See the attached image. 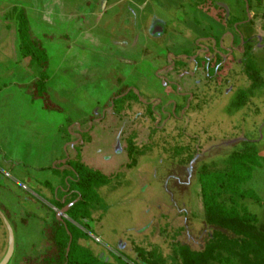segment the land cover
I'll return each mask as SVG.
<instances>
[{
  "label": "rangeland",
  "instance_id": "1",
  "mask_svg": "<svg viewBox=\"0 0 264 264\" xmlns=\"http://www.w3.org/2000/svg\"><path fill=\"white\" fill-rule=\"evenodd\" d=\"M149 1L146 8L132 9L127 23H122L123 4L99 21L97 14L87 18L81 40L72 39L71 27L66 40L55 34L61 38L46 48L34 39L47 57L38 70L50 73V83L65 98L61 102L48 95L60 110L30 96L36 79L29 78L32 72L18 57L10 17V30L0 42V86H5L0 95V172H6L0 174V211L15 235L10 264H45L55 255L50 237L54 218L67 234L82 233L79 244L105 264L139 263L138 250L155 252L172 264L177 244L199 250L212 231L205 222L200 176L229 173L245 148L255 149L252 158L260 166L242 185L252 196L239 201L264 230V0H252L250 7L246 0H207L202 9L195 0H180L178 13L168 3L174 2L177 10L176 0ZM211 1L227 5L243 20L248 12L256 73L243 60L238 35ZM154 17L161 18L165 35L147 34ZM211 35L235 52L226 56L221 40L207 39ZM216 55L226 59L210 75L199 58L213 65ZM173 62L175 67L163 69ZM18 81L25 85L15 94L12 87ZM16 125L19 133L11 132ZM130 145L133 167H128ZM77 163L107 179L93 186L85 203L73 171ZM67 191V201L73 199L68 204L75 207L61 221L56 206ZM230 195L221 190L219 199L229 203ZM77 208L83 218L74 220ZM6 248L0 216V260Z\"/></svg>",
  "mask_w": 264,
  "mask_h": 264
},
{
  "label": "trees",
  "instance_id": "2",
  "mask_svg": "<svg viewBox=\"0 0 264 264\" xmlns=\"http://www.w3.org/2000/svg\"><path fill=\"white\" fill-rule=\"evenodd\" d=\"M195 1L199 8L204 7L207 2V0ZM246 1L250 7L252 0ZM210 3L213 7L219 8L214 1ZM238 21L241 20L230 18L227 21V25L231 26L235 32L238 31L243 35L245 44L243 60L248 69L256 73V67L250 58L251 52L249 49L251 47L250 38L252 35L251 22L242 26V31H240V27H234ZM19 31L22 41L23 56L30 57L31 62H36L41 68L46 66L47 57L44 49H42L38 41L29 39L30 32L28 30V23L23 15L19 16ZM217 58V62L212 66L205 58L199 59L204 62L208 73L212 74L216 66L219 65L221 59L219 57ZM46 79V74L42 72L40 77L34 82V86L30 93L31 97H42L46 105L49 104V107L56 108L51 104L47 96L45 89ZM125 100L126 98L124 101ZM129 152L131 164H129L128 167H133L136 160L135 156H133L131 145ZM254 153V148H245L238 156V162L234 161L232 163V168L229 173H210L200 176L205 222L207 226L212 228V231L199 250L191 249L186 245L177 244L174 248V256L171 258L172 264H264V230L257 225V216L248 213L244 204L239 201L240 198H246L253 194L251 190H244L242 185L251 178V174L256 167L260 166L257 164L256 160L252 158ZM235 156L236 154L234 157ZM73 171L75 173V179L77 178L76 184L81 189V193L78 194L80 195L81 203H85L86 199H90L89 194H91L94 185L101 186L107 182L105 176L79 163L76 164V167H73ZM221 190L230 192L229 203L219 199ZM72 200L66 201L63 204L57 201L56 208L61 209ZM74 207L75 205L68 211H71ZM78 217L83 218V215L77 208L73 210L71 218L75 220ZM54 222L53 234L50 235V237L52 239L55 255L47 257L46 260L43 258L45 264H105L102 260L98 261L89 249L79 244V241L83 239L82 233L79 231V233L77 231L73 233L71 231L70 234H67L64 226L59 221L54 218ZM67 224L66 222V226ZM69 235H71V243L67 251L68 242L70 240ZM138 251L140 262H134L136 264H166V261L156 256L155 252L146 253L143 250ZM120 263L126 264L123 261Z\"/></svg>",
  "mask_w": 264,
  "mask_h": 264
},
{
  "label": "crops",
  "instance_id": "3",
  "mask_svg": "<svg viewBox=\"0 0 264 264\" xmlns=\"http://www.w3.org/2000/svg\"><path fill=\"white\" fill-rule=\"evenodd\" d=\"M126 0H0V42L4 40V37L6 33L10 30V26L12 22H9L10 17L13 19V26L15 29V32L17 33V47L20 51V43H19V35H18V29H19V16L23 15L27 19L28 26L30 27V37H33L32 39H40L43 46L46 48L47 42H50V40H53L54 38H61L59 35H62V37L66 40L67 34L69 32L68 27H71L72 31L74 32L72 39H79L83 38L84 36V30L82 29V25L84 24L85 20L87 18L95 17L97 14L100 18H98V21L101 19V16L110 13L112 10H114L116 7L121 6L122 9H125L124 16L122 17V23H127L132 20V14L131 11L133 8L135 9H143L147 7V0H143L142 2H138L135 0H128V2H125ZM152 1V0H150ZM149 1V3H150ZM161 2V0H158ZM165 2H167L165 0ZM180 0H176L175 4L178 6ZM155 3V1H154ZM171 4V7L174 9V2H168ZM156 4V3H155ZM158 6V3L156 4ZM128 6V7H127ZM130 8V12H127L126 9ZM161 8V7H160ZM156 10V8H155ZM150 12V10H148ZM152 13V11H151ZM151 13L146 14V19H148L151 16ZM171 20V23H174V21ZM148 23V22H147ZM6 30V31H5ZM47 30V31H46ZM50 32V33H46ZM54 33V34H53ZM148 33V31H147ZM15 34V33H14ZM55 34H59L58 36H55ZM72 34V33H71ZM16 37V35L14 36ZM175 39H180L177 36H174ZM62 40V39H61ZM1 44V43H0ZM67 47V45H65ZM126 47L127 44H124ZM116 47V45H115ZM66 50V49H65ZM18 51V57H22V61H24L26 70H29V72H32L33 77H29L32 81L37 80L41 73L38 70V65L32 64L30 60H27L28 57H24L21 54V51ZM60 50V54H61ZM67 51H64L63 56H65ZM74 52H72L73 54ZM77 51L74 53L76 54ZM77 55V54H76ZM62 56L61 62L63 64L66 63V59L64 60ZM68 56V55H67ZM127 60V59H126ZM21 62V60H20ZM76 64V63H75ZM74 64V65H75ZM66 65V64H65ZM65 65H59L60 69H66ZM4 67L0 63V71L3 73ZM56 71V70H55ZM54 71V72H55ZM63 72V70H62ZM61 78H66L62 77ZM53 79V78H52ZM35 80V81H36ZM50 73L47 76L46 79V92L48 95H53L56 99L59 101H64V97L61 96L59 93L58 85L50 83ZM31 81V82H32ZM34 81V82H35ZM60 87L63 88V80L60 79ZM14 84V83H13ZM34 84V83H33ZM25 83H22L20 81L16 82V84L13 85L12 89L16 92H19L18 88H23ZM5 88L4 83H2V87L0 86V95L2 96V90ZM24 94H26V91L24 90ZM29 94V93H28ZM27 95V94H26ZM30 95V94H29ZM31 96V95H30ZM30 96L29 101H30ZM49 98V96H48ZM19 101V100H18ZM52 104V103H51ZM57 109L60 110V108L56 104H52ZM19 128L17 125L11 129L12 131H16V133H19ZM9 130V129H8ZM10 131V130H9ZM23 131V129H22ZM34 131V130H33ZM26 132H28L26 130ZM15 147V146H14ZM6 173V172H4ZM1 174V173H0ZM51 196V194H50Z\"/></svg>",
  "mask_w": 264,
  "mask_h": 264
},
{
  "label": "flooded vegetation",
  "instance_id": "4",
  "mask_svg": "<svg viewBox=\"0 0 264 264\" xmlns=\"http://www.w3.org/2000/svg\"><path fill=\"white\" fill-rule=\"evenodd\" d=\"M222 5H225V4H222V3H220V4H217V6H219V8H215V9H218V10H221L222 12H223V21L224 22H226V24H227V21L230 19V18H236V19H239V20H241V21H238L237 23H236V25L234 26V27H241V28H239V30L240 31H242V26H244V24L246 25V24H248V23H250L251 21H250V18H249V16H248V12H247V16H246V20H243V19H240V17L239 16H235L234 15V11L232 12L231 11V9L230 8H228V6H227V8H228V15H227V13H226V10H225V8L222 6ZM197 8H199L198 6H196ZM180 8H181V6H177L176 7V9L177 10H175V8L174 9H172V10H174V12L175 13H178L179 11H180ZM171 10V11H172ZM166 12H168V11H166ZM171 14H172V12H171ZM173 15V14H172ZM159 19H160V21H161V18H153L152 20H151V23H150V25H149V27H148V33H149V35L151 36V37H159L160 35H165L166 33H167V31H166V27H164L163 25H162V23L160 24V22H159ZM175 23V22H174ZM173 23V24H174ZM182 23H183V21H182ZM233 29V28H232ZM234 31V30H233ZM147 33V34H148ZM234 33L235 34H237L238 35V37H239V39H240V44H241V55L243 56V53H244V41H243V35L242 34H240L238 31L237 32H235L234 31ZM252 36V35H251ZM207 39H209V40H212V41H215V43L217 42V40L218 41H220L221 40V44L220 45H222V49L224 50V51H226V56L227 55H232L234 52H235V48H231V49H226V48H224V46H223V41H222V39L221 38H218V37H216V36H208L207 37ZM234 40V39H233ZM250 42H251V38H250ZM175 47V46H174ZM210 51V50H209ZM181 53V52H180ZM196 54V53H195ZM194 54V55H195ZM182 56H184L183 54H181V55H178V56H173L174 57V59H176V58H180V57H182ZM226 56L225 57H223V56H219V55H216V56H214V63H213V65L217 62V60L216 59H218L217 57H219V58H221L220 59V62H219V64L223 61V60H225L226 59ZM199 57V56H198ZM196 59H197V57H196ZM206 59V58H205ZM194 60V59H193ZM207 60V62H209L210 63V65L212 66V63L210 62V60L209 59H206ZM195 61V60H194ZM201 62V64H204V62L203 61H200ZM182 64V63H181ZM200 64V63H199ZM168 66V67H167ZM171 66H176L175 65V63L173 62V64L172 65H169V64H167L166 66H164L163 67V69H166V68H173V67H171ZM218 66H216V68H217ZM206 68V67H205ZM216 68H215V70H216ZM215 70H214V72H215ZM208 71V70H207ZM214 72L212 73V74H210V73H208V74H210V75H213L214 74ZM1 173V172H0ZM1 175H3L4 176V172L3 173H1ZM71 191V190H70ZM70 191H67V192H65L66 194V197L63 199V200H60L59 201V203H65L66 201H67V194H69V192ZM67 205V204H66ZM65 205V206H66ZM64 206V207H65ZM55 209V208H54ZM62 209V208H61ZM61 209H58V212H59V210H61ZM56 210H57V208H56ZM55 216V215H54ZM14 231V230H13ZM14 237H15V235H14ZM7 242H8V237H7ZM6 252V251H5Z\"/></svg>",
  "mask_w": 264,
  "mask_h": 264
},
{
  "label": "water",
  "instance_id": "5",
  "mask_svg": "<svg viewBox=\"0 0 264 264\" xmlns=\"http://www.w3.org/2000/svg\"><path fill=\"white\" fill-rule=\"evenodd\" d=\"M225 10L226 13L228 15V8L226 5H222ZM248 10V7H247ZM75 203H71V204H67L65 207H63L61 210H59V212L57 213V219L64 221L62 216L74 205ZM0 216L3 220V223L6 227L7 230V237H8V242H7V248H6V252L4 254V256L2 257V259L0 260V264H10L11 260L14 256V252H15V237H14V231L12 226L10 225V223L8 222L7 218L5 217V215L0 211ZM69 250V247L67 249V251Z\"/></svg>",
  "mask_w": 264,
  "mask_h": 264
}]
</instances>
